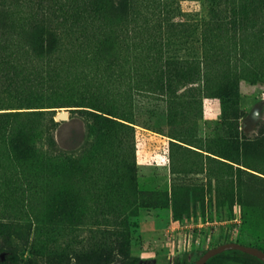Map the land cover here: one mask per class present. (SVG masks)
Wrapping results in <instances>:
<instances>
[{
    "label": "rangeland",
    "instance_id": "374dc122",
    "mask_svg": "<svg viewBox=\"0 0 264 264\" xmlns=\"http://www.w3.org/2000/svg\"><path fill=\"white\" fill-rule=\"evenodd\" d=\"M45 28L63 38L36 54ZM226 241L264 247V0H0V259L183 264Z\"/></svg>",
    "mask_w": 264,
    "mask_h": 264
},
{
    "label": "trees",
    "instance_id": "16d2710c",
    "mask_svg": "<svg viewBox=\"0 0 264 264\" xmlns=\"http://www.w3.org/2000/svg\"><path fill=\"white\" fill-rule=\"evenodd\" d=\"M63 36L61 35V32L56 29V28H45L42 29L41 31H36L35 33H28L26 34V41H29L32 45H30L31 50H33L36 54H42V55H46L50 52H53L57 49L58 45H60V42L62 40ZM221 91L223 93H225L227 95V93L229 92L228 88L226 86H224ZM78 104H74L77 106H81V107H89L88 109H86L87 114L92 116L94 118V120H98V121H102V122H111L112 120L109 119V117L105 114V113H109L106 112L98 107H95L94 105H89L92 104L90 102L86 101H78ZM77 110H83L82 108H78ZM50 115V122L53 123V109L52 111L46 112ZM9 115H14V114H9ZM93 127H91V125L88 126V129L91 133L94 132L95 129H92ZM263 137V136H261ZM51 130L49 129L46 132V139L51 141ZM20 139L21 137L19 136L18 133H15L14 137H13V142L16 143H20ZM19 152H24L23 149H21L20 147H18ZM52 150L53 149L52 147ZM26 154H30V155H34L36 154V149L31 145L27 147L26 149ZM250 164V163H249ZM248 166V165H246ZM251 167L252 166H248ZM236 170L238 172L237 175H239L241 168L240 167H236ZM260 248L264 249V247L259 246ZM205 250L201 251L199 255H197V257H199ZM229 255L231 257H233L236 262L238 264H264V262L262 260H260L258 257L251 255L249 253H246L240 249H227V250H223L219 253L214 254L213 256H211L209 259H207V261L204 264H209L212 260L219 258V257H223ZM27 262H38V261H27ZM27 262H22L20 256L13 251H6V253L4 254V256L0 259V264H24ZM194 261H190V262H184L183 264H193ZM39 263H43V264H60L59 262H56L50 258H46L43 262H39ZM118 264H141V259L138 256H129L126 255L124 256L120 262Z\"/></svg>",
    "mask_w": 264,
    "mask_h": 264
},
{
    "label": "water",
    "instance_id": "95a60500",
    "mask_svg": "<svg viewBox=\"0 0 264 264\" xmlns=\"http://www.w3.org/2000/svg\"><path fill=\"white\" fill-rule=\"evenodd\" d=\"M59 117L61 119L68 118V111H62L59 114ZM227 249H240L246 253H249L251 255L258 257L260 260L264 262V249L258 246H255V245L240 243L238 241H226L214 247L207 248L199 257H197L194 260L193 264H204L207 261V259H209L214 254L219 253L223 250H227ZM24 264H43V263L27 262Z\"/></svg>",
    "mask_w": 264,
    "mask_h": 264
}]
</instances>
